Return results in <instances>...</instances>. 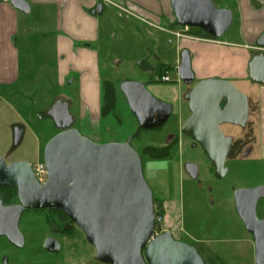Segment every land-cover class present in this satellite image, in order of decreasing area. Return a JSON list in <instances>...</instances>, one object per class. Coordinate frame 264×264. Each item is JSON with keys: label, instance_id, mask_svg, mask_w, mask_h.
I'll use <instances>...</instances> for the list:
<instances>
[{"label": "water", "instance_id": "obj_1", "mask_svg": "<svg viewBox=\"0 0 264 264\" xmlns=\"http://www.w3.org/2000/svg\"><path fill=\"white\" fill-rule=\"evenodd\" d=\"M21 8L20 0H11ZM178 24L197 28L216 39L223 38L233 23L229 9L213 0H170ZM264 48V33L257 40ZM179 79L193 85L195 73L191 54L183 50L177 69ZM249 79L264 86V53L249 63ZM121 92L140 130L163 127L173 114V106L155 98L142 83L126 81ZM185 100L191 116L182 132L195 140L215 167V176L224 178L234 138L226 136L224 125L246 129L250 118L249 97L227 79L209 78L187 91ZM60 132L45 146L44 164L48 180L42 185L35 178L31 163L8 164L0 155V187L16 188L19 207L54 209L68 215L86 234L96 249V259L107 264H205L197 249L177 241L170 232L152 239L155 204L140 154L124 143L99 144L74 127L69 104L58 100L48 111ZM17 129L15 144L21 141ZM192 179L199 168L186 166ZM236 211L253 237L255 262L264 264V219L257 206L264 200V186L238 189L234 193ZM145 251L146 260L143 257Z\"/></svg>", "mask_w": 264, "mask_h": 264}, {"label": "rangeland", "instance_id": "obj_2", "mask_svg": "<svg viewBox=\"0 0 264 264\" xmlns=\"http://www.w3.org/2000/svg\"><path fill=\"white\" fill-rule=\"evenodd\" d=\"M213 2L219 8L232 10L234 6V10L237 9L235 0ZM128 17L118 11L114 20L111 18L107 19V23L101 22L102 40L98 44L102 57L101 76L104 82L114 84L117 105L112 114L101 118L98 125L96 124V133L89 136L85 131H80L92 141L100 142L99 144L124 143L139 132L138 121L121 92L123 82H145L147 90L163 102L178 94L179 77L174 69V61L180 39L148 27L134 18H131V21ZM239 29L240 26L234 20L228 33L220 40L238 42L236 35ZM111 34L117 35V38H110ZM222 47L236 48L226 44ZM261 52L259 51V54ZM141 62L142 65L152 63L157 68L161 67L162 63L168 65L171 67L168 73L172 82L156 83L155 79L159 77L160 72L157 69L155 72L142 71L138 66ZM72 81L73 79L69 78L63 87H57L53 79L47 77L41 85L31 91L17 88L14 89L13 95L12 90H0V155L8 164L16 161H28L31 164L43 162L45 146L60 132L49 117L48 110L58 101V96H77V86L71 85ZM232 83L241 92H249L247 81ZM17 100L20 103H17ZM183 104L185 112L182 122L179 121V114H173L161 131H141L139 137L131 142L142 158L144 177L154 199L160 201V207L168 210L164 218L166 216L165 220L170 225L165 223V228L172 225L171 229H174L176 237L202 250L208 263L220 264L221 259L225 264H255L253 250L246 242L250 234L238 216L234 198L233 202L227 198L228 188L220 186L209 158L202 151L193 147L190 140L183 137L182 146L179 139L178 147L167 160L153 161L142 154L143 146L164 147L171 140L170 132H181L182 124L189 117L187 101L183 100ZM70 110L72 114L76 113L75 108ZM76 126L80 128L78 124ZM18 128H22L24 134L16 145ZM222 130L227 135H243V129L239 127L226 125L222 126ZM259 136L260 128L257 123L256 141L244 151L242 157L230 164L232 172L238 171L239 176L233 179L231 173L229 180L235 181L236 184L242 181L258 184L264 180V160L260 159L262 142ZM186 163H194L199 167L197 179H192L186 173ZM260 205H264V201L257 206V216L264 219V211Z\"/></svg>", "mask_w": 264, "mask_h": 264}, {"label": "crops", "instance_id": "obj_3", "mask_svg": "<svg viewBox=\"0 0 264 264\" xmlns=\"http://www.w3.org/2000/svg\"><path fill=\"white\" fill-rule=\"evenodd\" d=\"M19 2L21 8L15 6L11 0H0V90H12L13 95L14 89L17 88L31 91L41 85L47 77L53 79L57 87H63L68 79L72 78L71 85L77 86V96L74 98L58 96L57 100L67 102L69 109L75 108V114L70 110L75 128L85 131L89 136L96 133L98 129L96 124L98 125L103 118L101 108L104 80L101 76L102 57L98 46L102 40L101 22L107 23V19L111 20V18L114 20V15L121 11L128 15L131 21L134 18L148 27L180 39L176 47L174 69L177 71L180 65L182 51L188 50L191 54L195 83L209 78L227 79L231 82L246 83L247 81L249 92H246V95L259 102L255 126L259 124V137L262 142L260 159L264 160V86L249 81V63L259 54L257 40L264 33V0H235L237 9L234 10L233 7L231 11L233 22L235 20L240 26L236 35L239 41L216 40L218 42L215 43L206 38L190 35L189 27L181 26V28L170 0H20ZM185 28L189 29L186 37L175 35L174 31L182 32ZM111 36L117 38L115 34H111L110 38ZM225 44L236 48L222 47ZM141 65L142 62L138 66L145 72L149 70L155 72L156 69L159 72L164 71L155 79L159 84L162 83L161 78L164 75H169L168 70L171 68L163 63L159 68L152 63ZM142 84L147 85L145 82ZM177 84L178 94L164 101L171 103L173 114H179V121L182 122L185 112L182 98L186 87L180 79ZM16 102L20 103L19 100ZM20 131L23 136V129ZM140 132L141 130L138 133ZM179 138L182 146L183 137L179 136ZM237 160L227 161L226 166L229 171L224 178L218 179L214 175L221 183L220 186L228 188L227 198L230 202H233V198L235 201L234 193L238 189L264 186V180L258 184L244 181L236 184L235 181L229 180L231 173L233 179L239 176V172H232L230 166ZM260 208L264 211V205H260ZM165 223L168 222L165 220ZM171 227L167 230L175 234ZM246 240L253 250L252 255L255 256L256 249L252 235L250 234Z\"/></svg>", "mask_w": 264, "mask_h": 264}, {"label": "flooded vegetation", "instance_id": "obj_4", "mask_svg": "<svg viewBox=\"0 0 264 264\" xmlns=\"http://www.w3.org/2000/svg\"><path fill=\"white\" fill-rule=\"evenodd\" d=\"M225 9L230 10V8ZM195 84V81L193 85L185 84L186 91L184 94L186 95L187 91L192 89ZM185 95L182 98L184 101H186ZM187 109L190 117L189 107ZM18 130H22V128H18ZM169 134L171 140L175 137L180 139L179 136L187 138L193 147L207 156L202 147L195 140L185 135L182 129L181 132ZM225 135L234 138V145L236 136ZM187 165L186 163L184 166L185 171ZM20 205L16 188L0 187V264H107L97 261L95 247L87 240L85 232L68 215L54 209H20L17 207ZM168 232L172 234L175 240L185 242L178 239L173 232ZM195 248L205 264H211L204 258L202 250ZM143 257L146 260L145 251H143ZM219 261L220 264H225L221 259Z\"/></svg>", "mask_w": 264, "mask_h": 264}, {"label": "trees", "instance_id": "obj_5", "mask_svg": "<svg viewBox=\"0 0 264 264\" xmlns=\"http://www.w3.org/2000/svg\"><path fill=\"white\" fill-rule=\"evenodd\" d=\"M190 35L200 38L212 39V40H219L213 38L210 35H207L204 31L191 28ZM256 56V55H255ZM162 70L160 73H163ZM249 81L253 83L250 79ZM254 84V83H253ZM103 88V105L101 108V116L106 117L113 113L117 105V91L113 83L104 82L102 85ZM249 108H250V118L248 121L247 128L243 130V135L236 137V141L232 147V150L229 155V160H236L242 156L244 151L250 147L254 141H256V122L255 117L259 111V102L255 100L253 97L249 96ZM257 118V117H256ZM161 128L155 130H141V131H153L158 132L161 131ZM139 137V133L132 136L131 139L135 140ZM179 144V139L175 137L174 139L170 140L168 144L164 147H154V146H143L142 154L146 156L148 159L153 161H162L167 160L172 157L173 152L176 150ZM213 166V165H212ZM213 171L215 173V167L213 166ZM13 190V189H10ZM160 201L158 199H154V204L158 205ZM161 214H166V210L163 208L161 209ZM200 252V250H199ZM201 253V252H200Z\"/></svg>", "mask_w": 264, "mask_h": 264}, {"label": "built area", "instance_id": "obj_6", "mask_svg": "<svg viewBox=\"0 0 264 264\" xmlns=\"http://www.w3.org/2000/svg\"><path fill=\"white\" fill-rule=\"evenodd\" d=\"M187 31H189V29L185 28V31L175 33V35L177 37H186ZM208 41H211L214 43L218 42L215 40H208ZM257 49L259 51L264 52V48H257ZM161 80H162V82H165V83L172 82V79L169 75H164L161 78ZM32 169H33V172H34V175H35V178L37 179V181L40 184L44 185L48 180V171H47V168H46V165L44 164V162H36V163L32 164ZM161 209H162V207H160V205L155 206V229H154V234L152 236V239H154L155 236L161 235V234L168 231L165 228V218H164V215L161 214Z\"/></svg>", "mask_w": 264, "mask_h": 264}]
</instances>
